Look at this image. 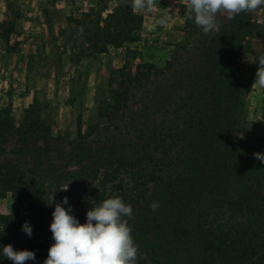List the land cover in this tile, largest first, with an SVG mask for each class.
I'll return each instance as SVG.
<instances>
[{
    "label": "trees",
    "instance_id": "obj_1",
    "mask_svg": "<svg viewBox=\"0 0 264 264\" xmlns=\"http://www.w3.org/2000/svg\"><path fill=\"white\" fill-rule=\"evenodd\" d=\"M184 13L185 6L187 41L177 48L189 49L199 36V61L187 65L189 74L173 86L181 92L177 109H167L151 125L147 120L139 136L95 143L90 138L96 125L89 123L85 131L80 115V139L66 142L71 134L53 135L39 101L25 109L20 123L11 110H0V201L11 195L13 202L11 213L0 218V264H13L2 255L8 244L35 252L26 264L47 258L54 243L52 212L65 196L63 207L71 205L81 224L105 199L119 196L130 204L137 264H179L181 247L193 238L200 264H264V163L254 156L264 154V140L248 121L241 74L256 25L242 12L220 17L219 33L205 34ZM111 18L116 25L98 30L104 49L140 39L133 36L139 17L132 10ZM173 66L145 62L136 74L128 67L114 71L97 119L124 114L135 90ZM173 101L170 94L166 102ZM164 105L155 96L139 117L160 115ZM67 182L64 194L59 188ZM153 201L159 202L155 211L149 207ZM24 222L32 227L31 237L21 230Z\"/></svg>",
    "mask_w": 264,
    "mask_h": 264
},
{
    "label": "rangeland",
    "instance_id": "obj_2",
    "mask_svg": "<svg viewBox=\"0 0 264 264\" xmlns=\"http://www.w3.org/2000/svg\"><path fill=\"white\" fill-rule=\"evenodd\" d=\"M184 6L185 0H156L153 10L141 12L133 10L131 0H0V110H11L15 121L20 123L25 109L39 101L53 135L71 134L66 142L80 139L77 123L80 115L85 131L89 123L96 125L90 138L95 143L107 145V136L119 142L139 136L147 120L151 125L167 109L171 112L177 109L175 102L181 92L173 86L189 74L187 65L199 61V36H194L189 49L177 48L187 41ZM128 9L139 17L133 36L140 39L119 40L104 49V39L98 30L102 32L109 25H116L111 17ZM249 15L256 25L253 50L242 60L241 74L247 83L248 121L264 140V88L253 86L259 65L248 60L264 56V12ZM220 17L228 18L227 14H218L217 21ZM162 18L166 22L158 23ZM145 62L160 69L168 62L174 66L164 75L154 77L153 84L135 90L124 114L98 120L101 102L108 98L112 73L128 67L136 74ZM170 94L174 98L171 105L166 102ZM155 96L165 102L161 114L139 117ZM158 109L154 107L152 111ZM207 204L201 208L204 210ZM12 209V198L8 195L0 201V218L9 215ZM133 223L134 219L129 221L132 228ZM180 250L179 264H200V248L195 238ZM44 260L33 264H43Z\"/></svg>",
    "mask_w": 264,
    "mask_h": 264
},
{
    "label": "clouds",
    "instance_id": "obj_3",
    "mask_svg": "<svg viewBox=\"0 0 264 264\" xmlns=\"http://www.w3.org/2000/svg\"><path fill=\"white\" fill-rule=\"evenodd\" d=\"M155 5L156 0H131L134 11H151ZM242 12H264V0H185V18L192 20L205 34L219 33L218 14L235 18ZM157 22L164 24L166 18ZM248 60L259 65L253 86L264 88V56L248 57ZM254 156L264 163V154L257 152ZM59 190L68 191L69 183H64ZM65 204H68L66 196L55 203L50 224L54 243L43 264H137L139 248L129 224L134 219L130 204L119 196L105 199L86 212L83 224L71 214V205L65 209ZM149 207L155 211L159 202L153 201ZM21 230L31 237L32 227L28 222L23 223ZM2 255L13 264L35 260V252L18 251L11 244L2 247Z\"/></svg>",
    "mask_w": 264,
    "mask_h": 264
}]
</instances>
